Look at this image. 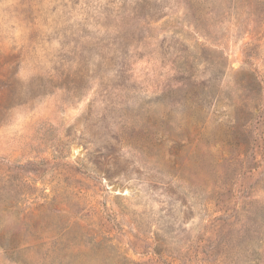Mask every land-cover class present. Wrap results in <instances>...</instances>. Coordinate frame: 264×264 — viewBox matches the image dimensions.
Segmentation results:
<instances>
[{"label":"rangeland","instance_id":"1","mask_svg":"<svg viewBox=\"0 0 264 264\" xmlns=\"http://www.w3.org/2000/svg\"><path fill=\"white\" fill-rule=\"evenodd\" d=\"M0 264H264V0H0Z\"/></svg>","mask_w":264,"mask_h":264}]
</instances>
